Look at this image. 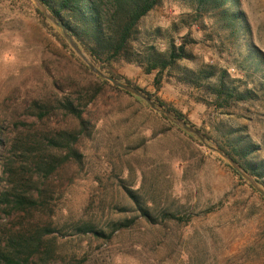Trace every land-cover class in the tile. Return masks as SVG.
Instances as JSON below:
<instances>
[{"label": "rangeland", "instance_id": "1", "mask_svg": "<svg viewBox=\"0 0 264 264\" xmlns=\"http://www.w3.org/2000/svg\"><path fill=\"white\" fill-rule=\"evenodd\" d=\"M238 1L250 31L246 42L264 55V0ZM29 2L0 4V55L16 56L13 64L0 62V124L8 136H20L21 148L34 147L35 139L49 146L54 140L49 155L55 168L40 185L38 208L10 216L0 211L4 239L47 230L46 255L30 264H115L117 256L122 264H264V204L214 151L250 148L243 162L264 183V61L245 62L242 41L217 15L222 10L161 0L142 19L138 42L161 53L182 46L186 54L159 84L156 72L146 74L140 66L111 67L181 112L202 141L144 100L101 85L67 39L76 59L37 22L36 5ZM183 70L215 76L192 83ZM223 72L247 98L219 108L208 87ZM64 97L85 105L92 126L80 131L59 110ZM40 106L48 113L41 120ZM62 131L76 134L70 143L76 155H68L67 143L57 137ZM84 225L111 237L82 234Z\"/></svg>", "mask_w": 264, "mask_h": 264}, {"label": "trees", "instance_id": "2", "mask_svg": "<svg viewBox=\"0 0 264 264\" xmlns=\"http://www.w3.org/2000/svg\"><path fill=\"white\" fill-rule=\"evenodd\" d=\"M39 1L66 28L68 35L73 39L80 51L89 58L91 64L100 73H104L106 76L120 83L134 87L128 80L114 74L111 69L114 63L125 62L140 66L146 74L156 72V84H159L164 72L173 69L177 61L186 57L182 46L178 48L171 46L169 52L161 53L152 46H145L138 42L141 38V32L138 30L140 22L160 4L161 0ZM190 1L195 3L197 7L205 10H222L217 15L224 21V25L233 32L232 36H238L242 41L241 47H244L247 52L244 54L245 62L249 66H252L253 60H257L259 64L264 61V55L254 45L247 44L246 42L245 37L249 36L250 31L243 14L239 10L238 0ZM2 3L28 4L30 2L29 0H4L0 1V4ZM32 10L37 22L55 38L72 58L76 59L62 31L60 34L54 32V28L36 6H33ZM241 65H245L243 61ZM85 69L89 71L88 68L85 67ZM226 73L223 72L217 79V82L211 84V88L208 87L212 94V103L219 108H222L230 100H243L247 98L236 92V88L231 85L232 83H236L237 80H229ZM183 75L185 80L189 79L192 83H195L196 79L201 81L209 80L215 76L213 72L194 74L188 70H183ZM96 79L101 85L110 86L120 93L135 97L111 85L104 78L97 77ZM134 88L152 100L156 106L166 110L177 120L195 129L181 112L168 106L150 93L137 87ZM247 93L251 95V91ZM58 107L67 118H71L78 123L80 131H84L92 126L90 120H87L84 116L85 112L83 108L85 105L82 106V103H76L74 100L64 97L59 102ZM37 110L39 111L40 120L47 117L48 113L45 107L40 106ZM5 132V127L0 124V211L10 216L14 213L27 212L40 206V185H45L55 168L53 157L49 155L51 146L55 142L54 140H50L49 143H52V145L49 146L35 139L34 147L25 149L19 145L20 136L12 134L10 137ZM186 135L192 137L190 134L186 133ZM57 137L67 143L66 147L69 149L68 155H76V152L70 145V143L76 141V134L62 131ZM70 139L71 142L69 141ZM57 140L55 138V141ZM219 150L237 163L258 185L264 188V183L260 180L261 177L257 172L247 162H243V158L250 154V148L246 149L237 145V147L232 148L229 152L219 146ZM227 168L240 182L246 184L256 194L254 188L238 172L229 165H227ZM24 176L28 177V184H25L26 179ZM27 185L35 189L39 196L27 189ZM258 196L264 204V197L260 194ZM142 215L147 220H150L146 210H142ZM44 231L47 232V230H43V233ZM78 231L85 235L91 233L98 238L111 237V233L106 234L103 230H95L94 227L87 225L78 228ZM43 233L38 232L31 235H23L17 232L4 239L0 232V264H30L37 258L44 259L43 257L46 254H42L41 251L43 248Z\"/></svg>", "mask_w": 264, "mask_h": 264}, {"label": "water", "instance_id": "3", "mask_svg": "<svg viewBox=\"0 0 264 264\" xmlns=\"http://www.w3.org/2000/svg\"><path fill=\"white\" fill-rule=\"evenodd\" d=\"M0 1H4V0H0ZM32 1L36 5V7L41 11V13L44 15V17L51 24H53L54 26H56L57 28H59L62 31L64 37L67 39V41L69 42V44L72 47V49L74 50V52L78 56H80L83 60H85L86 64L89 66L90 70L94 74L104 78L106 81H108L111 85L115 86L116 88H118L120 90H123V91H125V92H127V93H129V94H131V95H133L135 97H137V98H140V99L144 100L145 102H147L149 104V106L151 107L152 110L160 113L165 118L171 120L176 125L181 127L185 132L197 136L202 141L204 140L203 136L198 131H196L192 127L187 126L184 122H182L180 120H177L174 116H172L166 110L156 106L155 103L152 100H150L148 97L143 95L140 91H138L134 87H132L130 85H127V84L120 83V82L116 81L115 79H113L111 77L102 75L90 62H88L86 60V58L84 57L83 53L80 51V49L74 43L73 39L68 35V32H67L66 28L48 12V10L44 7V5L39 0H32ZM214 151L217 152L219 155H221L224 159H226L228 161V163L230 164V166L236 172H238L254 188V190H256L261 196L264 197V191L259 188L257 183L252 179V177H250L245 171H243L237 165V163H235L227 155L222 153L219 149H214Z\"/></svg>", "mask_w": 264, "mask_h": 264}, {"label": "clouds", "instance_id": "4", "mask_svg": "<svg viewBox=\"0 0 264 264\" xmlns=\"http://www.w3.org/2000/svg\"><path fill=\"white\" fill-rule=\"evenodd\" d=\"M0 62L4 64H13L16 62V56L11 52H4L0 55ZM115 264H122L121 258L119 256L116 257Z\"/></svg>", "mask_w": 264, "mask_h": 264}]
</instances>
